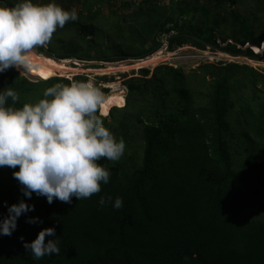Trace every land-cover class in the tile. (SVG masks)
Instances as JSON below:
<instances>
[{"label": "trees", "instance_id": "trees-1", "mask_svg": "<svg viewBox=\"0 0 264 264\" xmlns=\"http://www.w3.org/2000/svg\"><path fill=\"white\" fill-rule=\"evenodd\" d=\"M111 1L116 9L104 15L105 0H58L65 10L83 7L64 27L82 45L57 38L58 53L52 47L34 52L76 64L136 61L161 52L150 59L158 64L176 56L170 50L190 45L264 62V0ZM19 2L0 0V7ZM35 72L23 73L44 79ZM57 83L70 81L50 77L45 90ZM35 84L16 69L0 73V91H16L18 108L29 103ZM105 85L113 91L106 95L112 103L104 125L127 146L118 161H97L110 172L109 183L90 198L49 204L43 196L24 197L14 169L0 168V220L20 200L34 206L17 219L11 236L0 235V264H264V73L227 61L202 62L187 74L171 65L151 73L141 68L138 77L123 81L122 106L116 83ZM134 129L141 152L129 144ZM101 196L121 197L123 207L101 206ZM49 227L60 254L37 260L23 243Z\"/></svg>", "mask_w": 264, "mask_h": 264}, {"label": "clouds", "instance_id": "clouds-1", "mask_svg": "<svg viewBox=\"0 0 264 264\" xmlns=\"http://www.w3.org/2000/svg\"><path fill=\"white\" fill-rule=\"evenodd\" d=\"M77 20L76 9L65 10L54 2L21 0L13 7H0V73L38 69L34 51L47 46L58 28ZM18 102L13 89L0 91V168L14 169L23 196L30 199L35 194L49 204L54 199L70 204L73 197L81 200L100 193L101 184L109 183L110 172L97 161H118L126 147L104 125L102 117L110 104L105 93L93 81H73L47 88L35 103L18 108ZM108 202L115 209L123 207L121 197L113 201L101 196L98 201L101 206ZM30 211L34 206L24 200L8 206V215L0 220V235L11 236L17 219ZM27 222L40 221L29 218ZM46 237H50L47 242ZM53 237L55 229L44 228L23 246L37 260L59 255V240Z\"/></svg>", "mask_w": 264, "mask_h": 264}, {"label": "rangeland", "instance_id": "rangeland-1", "mask_svg": "<svg viewBox=\"0 0 264 264\" xmlns=\"http://www.w3.org/2000/svg\"><path fill=\"white\" fill-rule=\"evenodd\" d=\"M37 1L39 2L40 0H37ZM46 1L54 2L60 6L59 4L60 2H58V0H46ZM105 1H108L109 4L112 3L111 0H105ZM161 2L162 4L166 5L168 4L169 0H161ZM66 4L64 5V7L66 6ZM74 4L76 3L71 1V5L74 6ZM109 4H106L101 7V13H103L104 15H107L108 13H110V11L116 9V7H114L113 4H111V6ZM144 5L147 6V3L144 2L142 6ZM132 7L133 6L130 7L131 11L136 8L135 6L133 7L134 9H131ZM75 8L78 9V11H80L81 13H84L83 7H81L80 5H76ZM57 30L53 34V37L50 43L47 46L43 47L44 50L48 49V47H52L53 52L58 53L60 51V43L57 41V38L63 40L66 43L71 42L72 44H77L78 47L82 45L81 42L75 41L74 34L70 30L64 29V28L63 29L58 28ZM170 52L175 53L176 56H172L170 60L168 61L165 60L158 64H156V61L150 60V59L153 57L162 55L161 52L155 53L154 54L155 56L152 55L151 57H146L144 59L136 60V61L126 60V61H118V62H102V61H95V60H92V61L78 60L80 61L78 64L75 63L76 61L74 60V58L62 59V60L60 59L58 60L55 58L49 59V58L42 56V55L48 56L47 53L43 52L41 53L42 55H40L34 52L33 54L34 62L40 65L41 69L42 68L44 69H42V71H36V72L33 71V72H35L36 74L40 72H43L46 74L47 71L51 70L57 74L50 76V77H54V76L64 77L68 79L70 83L74 81L75 76H82L86 78L85 81H93L96 84V86L99 87L100 89H103V88L109 89V91L105 93V95L110 94L113 91L111 88L107 87L105 84L116 83L115 89L123 92V95H124L123 101H125L126 95H127V88L125 85H123V81L132 76L138 77L139 69L141 68H148L151 73V71L157 66L171 65L173 67H181L182 72L187 74L192 69L196 68L202 62L213 63L217 61H227V62H237L241 64H247L253 68H256L262 73H264V62L249 60L245 57H232L228 54H225L219 51H211L209 48H207L206 50H202V49L192 47L190 45H182L180 47L174 48L173 50H170ZM37 57L43 59L44 61L40 60ZM176 57L178 58L175 59ZM144 66H147V67H144ZM17 71L20 74V76L25 77L30 82L36 83L34 86V90H32L31 92H29V94H27V96L29 97L28 98L29 103H35L38 100L42 99L43 93L45 91L44 82L50 77H48L47 79H42L39 77L35 78V76H30L28 74L20 72V70H17ZM107 71H117V72L105 73ZM103 76L113 77L114 81L104 82L103 80L100 79ZM149 76L150 74L148 75V77ZM229 122L232 127L235 126L232 120V117H229ZM115 124L116 123L113 122V125ZM112 133L117 138V140H119L120 136L118 138V135L114 133V131H112ZM138 134H139V129H134L132 131L131 137L133 136V140L129 144L130 145L132 144L134 147L139 145L138 152L139 151L141 152L142 145L138 137ZM237 140L238 139H235L233 141V147H236V146L238 147L236 143ZM125 149H127V146L125 147ZM249 210L250 208L247 207L246 212H248Z\"/></svg>", "mask_w": 264, "mask_h": 264}, {"label": "snow or ice", "instance_id": "snow-or-ice-1", "mask_svg": "<svg viewBox=\"0 0 264 264\" xmlns=\"http://www.w3.org/2000/svg\"><path fill=\"white\" fill-rule=\"evenodd\" d=\"M49 62H51V61H49ZM50 74L51 73H49L47 75L45 73H43V72L38 73V75L42 76L44 79H47L48 78V75H50ZM109 103L110 104L112 103V100L111 99L109 100ZM119 103H120L121 106L123 105V98L122 97L119 98ZM107 115H108V113H107Z\"/></svg>", "mask_w": 264, "mask_h": 264}, {"label": "built area", "instance_id": "built-area-1", "mask_svg": "<svg viewBox=\"0 0 264 264\" xmlns=\"http://www.w3.org/2000/svg\"><path fill=\"white\" fill-rule=\"evenodd\" d=\"M121 1H123V0H115L116 3H119V2H121ZM134 1H136V2H141V1H143V0H134Z\"/></svg>", "mask_w": 264, "mask_h": 264}]
</instances>
